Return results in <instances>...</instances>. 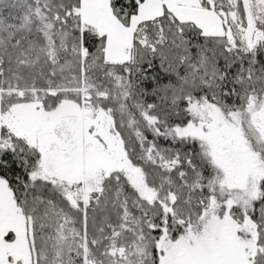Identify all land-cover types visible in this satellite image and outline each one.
Masks as SVG:
<instances>
[{"label":"snow or ice","instance_id":"snow-or-ice-1","mask_svg":"<svg viewBox=\"0 0 264 264\" xmlns=\"http://www.w3.org/2000/svg\"><path fill=\"white\" fill-rule=\"evenodd\" d=\"M0 264H264V0H0Z\"/></svg>","mask_w":264,"mask_h":264}]
</instances>
